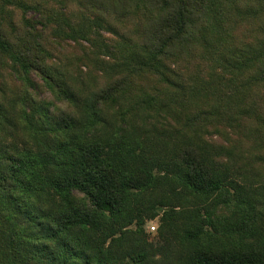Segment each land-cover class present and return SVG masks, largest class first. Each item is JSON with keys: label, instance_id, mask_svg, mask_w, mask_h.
<instances>
[{"label": "rangeland", "instance_id": "374dc122", "mask_svg": "<svg viewBox=\"0 0 264 264\" xmlns=\"http://www.w3.org/2000/svg\"><path fill=\"white\" fill-rule=\"evenodd\" d=\"M100 1L102 10L85 8L91 0H0V28L17 34L33 21L56 76L77 94L104 90L128 76L119 92L101 101L97 123L85 134L78 124L71 129L55 124L63 121L62 112L82 113L78 106L58 97L38 74H31L35 85L28 83L10 55L0 51V161L10 163V153L54 155L61 140L71 142L77 133L79 139L100 142L106 152H122L130 163L136 153L172 165L184 148L195 149L227 187L196 193L161 166L156 173L164 177L169 203L146 220L138 246H130L137 230L132 223L103 243L94 235L99 249L84 250L52 219L59 209L52 189L31 175L26 188L9 186L5 175L8 180L0 179V264H96L98 255L106 264H132L139 250L155 257L150 264H172L203 247L216 249V243L264 257V82L239 60L264 57L263 23L249 11L258 0L220 3L217 28L206 26L209 43L199 40L186 60L166 59L161 72L132 70L139 49L127 45L126 37L139 41L142 11L110 14L108 1ZM47 18L49 26H40ZM32 117L39 129L29 123ZM72 196L96 209L87 195ZM167 210L184 211L189 222L177 220L161 230ZM185 228L201 231L193 245Z\"/></svg>", "mask_w": 264, "mask_h": 264}, {"label": "trees", "instance_id": "16d2710c", "mask_svg": "<svg viewBox=\"0 0 264 264\" xmlns=\"http://www.w3.org/2000/svg\"><path fill=\"white\" fill-rule=\"evenodd\" d=\"M107 1L105 8L110 14L126 16L136 10L143 13L139 41L125 36L127 45L139 49L133 54L135 67L132 70L137 72H161L159 67L165 64L166 59H179L182 56L186 60L199 40L209 43L206 26L212 30L217 28L214 21L221 12L218 5L227 4V0ZM103 4L100 0H91V4H85V8L102 10ZM30 7L33 6L25 5L27 9ZM249 11L260 16L264 31V0H258ZM50 22L51 19L47 18L39 24L47 27ZM102 46L109 49L108 44ZM0 51L10 55L16 70L22 72V77L28 83L35 85L31 74H38L47 86L51 85L55 89L58 97L61 96L82 110V113L76 110L73 113L62 112L63 121L55 123L60 129H71L73 123L78 124V129L85 134H89L90 128L96 125L100 116L101 101L109 100L119 92L128 78L125 76L116 83L109 84L106 90L77 94L56 76V70L48 62L50 54L44 48L41 30L33 21H27L26 28L17 34H10L5 28H0ZM130 52L134 50L130 49ZM126 58L131 60L127 55ZM239 60L257 74L258 80L264 82V57L243 56ZM26 117H30V113L27 112ZM29 123L39 129L40 124L33 117ZM51 125L54 126L53 123ZM42 126L45 128L43 123ZM53 130L57 128L53 127ZM79 138L80 135L76 133L71 142L61 140L54 155L41 152L35 154L31 151L23 154L10 153V163L0 161V179L9 178L11 183L6 185L26 188L27 177L31 175L52 189L59 200V209L52 213V219L62 232L72 237L84 250L99 249L97 244L92 243L94 235L101 236L100 243H103L132 223H136L137 230L131 236L130 246H138L145 234L143 225L146 220L155 219L159 215V209L169 203L164 177L156 173V169L161 166L174 172L176 180L196 193L210 194L227 187L225 180L213 171L211 164L208 166L195 149L184 148L182 158H177L181 160H176L172 165L136 153V161L130 163L129 156H124L122 152L112 154L106 152L100 142ZM5 175L10 177L6 178ZM73 192L87 195L96 209L80 205L74 200ZM177 220L189 222L184 211H165L161 230H166ZM185 230L188 232L187 242L193 245L200 238L201 231ZM132 257V264H150L155 259L143 250ZM187 260L189 264H264L262 256L243 254L233 246L220 244L219 247L217 243L216 249L203 247L182 262L170 261L172 264H184ZM96 264L106 263L98 255Z\"/></svg>", "mask_w": 264, "mask_h": 264}]
</instances>
